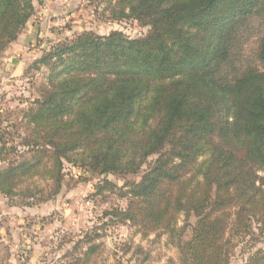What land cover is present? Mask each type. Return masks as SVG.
<instances>
[{
    "label": "trees",
    "instance_id": "trees-1",
    "mask_svg": "<svg viewBox=\"0 0 264 264\" xmlns=\"http://www.w3.org/2000/svg\"><path fill=\"white\" fill-rule=\"evenodd\" d=\"M101 1L149 31L82 32L33 62L48 83L24 113L29 156L0 170V191L34 175L58 187L64 163L142 171L121 218L167 233L182 264H228L233 236L264 230V0ZM32 12V0H0V53ZM245 264H264V250Z\"/></svg>",
    "mask_w": 264,
    "mask_h": 264
},
{
    "label": "rangeland",
    "instance_id": "rangeland-1",
    "mask_svg": "<svg viewBox=\"0 0 264 264\" xmlns=\"http://www.w3.org/2000/svg\"><path fill=\"white\" fill-rule=\"evenodd\" d=\"M32 3L29 20L0 53V170L29 156L23 144L30 129L24 113L48 83V68L32 66L35 60L82 32L119 31L135 38L149 31L136 20L113 19L101 0ZM141 174L98 175L64 163L58 187L48 176L34 175L17 183L12 195L0 191V264H182L167 233L142 235L121 218L127 204L125 182ZM178 222L182 225L183 216ZM189 232L185 229L182 237ZM230 242L228 264H245L249 254L264 250V230L253 221L248 233Z\"/></svg>",
    "mask_w": 264,
    "mask_h": 264
}]
</instances>
